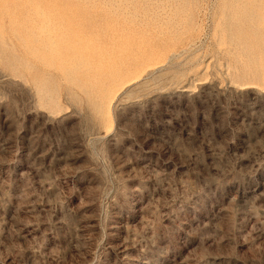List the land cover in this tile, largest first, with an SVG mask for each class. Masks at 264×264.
Returning <instances> with one entry per match:
<instances>
[{
    "label": "rangeland",
    "instance_id": "374dc122",
    "mask_svg": "<svg viewBox=\"0 0 264 264\" xmlns=\"http://www.w3.org/2000/svg\"><path fill=\"white\" fill-rule=\"evenodd\" d=\"M150 9L0 0V264H264V0Z\"/></svg>",
    "mask_w": 264,
    "mask_h": 264
},
{
    "label": "bare ground",
    "instance_id": "6f19581e",
    "mask_svg": "<svg viewBox=\"0 0 264 264\" xmlns=\"http://www.w3.org/2000/svg\"><path fill=\"white\" fill-rule=\"evenodd\" d=\"M106 1V0H105ZM111 1V0H110ZM167 1H169L170 4L173 5V12L174 15L175 14H179L182 10H184L183 8L185 7V0H149L150 3V11L153 13L158 12L159 10L165 9L166 5H167ZM121 2V1H120ZM182 2V3H181ZM120 8V7H119ZM144 8V7H143ZM20 9V8H19ZM124 9V8H123ZM128 11V10H127ZM166 12V11H165ZM245 12V11H244ZM114 13V12H113ZM120 14V13H119ZM120 17V16H119ZM240 18L244 19V20H253L255 18L254 14H250V12L248 11L247 13H243L242 15L239 16ZM28 18V16L26 17ZM122 19V18H121ZM167 19V18H165ZM30 20V19H29ZM28 21V19H27ZM105 21V20H104ZM112 22V21H111ZM117 22V21H116ZM158 22V21H157ZM107 23V22H106ZM105 23V24H106ZM118 23V22H117ZM109 25V24H108ZM29 28V27H28ZM160 28V27H159ZM256 26L252 25L250 26V30L248 33L251 34H255V35H259L258 39L254 40L250 39V40H244L243 37V31L242 30H238L236 29V27L232 30L236 35V39L238 41V43L244 47V49L246 50L245 52L249 55V57L252 60H256L258 54H259V50L262 49L264 50V37L260 34V32H258L256 30ZM30 30V29H29ZM33 32V31H32ZM30 36V35H29ZM33 39V38H32ZM35 41V40H33ZM37 42V41H36ZM32 43V42H31ZM33 45V44H32ZM40 81V80H39ZM94 108L96 110H101L102 109V104L100 103L99 99H96L94 102Z\"/></svg>",
    "mask_w": 264,
    "mask_h": 264
}]
</instances>
